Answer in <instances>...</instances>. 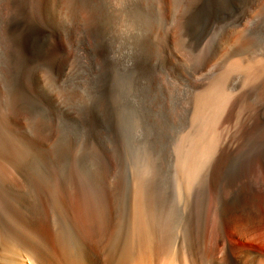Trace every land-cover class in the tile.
Segmentation results:
<instances>
[{"label": "rangeland", "instance_id": "obj_1", "mask_svg": "<svg viewBox=\"0 0 264 264\" xmlns=\"http://www.w3.org/2000/svg\"><path fill=\"white\" fill-rule=\"evenodd\" d=\"M208 145L198 172L222 188L264 161V0H0V244L45 209L68 228L58 202L77 188L118 232L143 195L176 248L175 178Z\"/></svg>", "mask_w": 264, "mask_h": 264}, {"label": "bare ground", "instance_id": "obj_2", "mask_svg": "<svg viewBox=\"0 0 264 264\" xmlns=\"http://www.w3.org/2000/svg\"><path fill=\"white\" fill-rule=\"evenodd\" d=\"M231 66L252 72L241 60ZM226 109L220 99L218 112ZM212 149L208 145L203 156L185 167L183 162L182 175L175 178L190 194L182 241L176 248L171 244L174 218L151 210L143 195L136 194L131 218L118 232L108 200L73 188L58 202L68 228L49 209L27 218L24 232L15 235L18 240L6 238L0 244V264H264V161L236 174L222 188L214 170L198 172L205 159L215 163L207 157ZM195 183L202 191L204 209L195 200Z\"/></svg>", "mask_w": 264, "mask_h": 264}]
</instances>
